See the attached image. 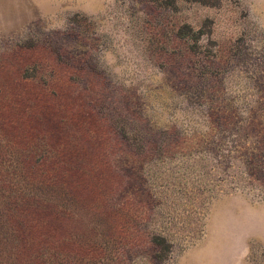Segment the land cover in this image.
<instances>
[{"label":"rangeland","instance_id":"374dc122","mask_svg":"<svg viewBox=\"0 0 264 264\" xmlns=\"http://www.w3.org/2000/svg\"><path fill=\"white\" fill-rule=\"evenodd\" d=\"M0 264H264V0H0Z\"/></svg>","mask_w":264,"mask_h":264}]
</instances>
